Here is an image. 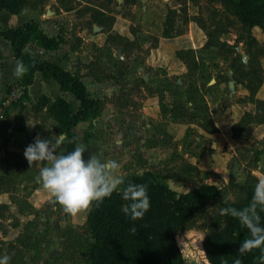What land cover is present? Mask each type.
Here are the masks:
<instances>
[{
  "label": "rangeland",
  "instance_id": "374dc122",
  "mask_svg": "<svg viewBox=\"0 0 264 264\" xmlns=\"http://www.w3.org/2000/svg\"><path fill=\"white\" fill-rule=\"evenodd\" d=\"M133 1L136 6L131 9L127 3ZM170 1L177 4L175 9L170 7ZM190 1L189 7L187 0H49V5L55 10H72L69 15L85 24L86 35L91 36L93 57L84 73L76 72L79 77L88 75L100 80L124 75L122 69L132 60H124L116 55L117 51L129 54L134 61V55H139L143 61L159 62L162 75L168 72L167 65L174 70L170 77L177 87L171 97L160 94V101L167 99L160 104V110L163 116H174L186 127L179 125L175 135L159 127H138L135 120L128 121L123 116L121 101H111L104 95L97 99L96 114L75 129L80 138L78 146L85 148V158L95 154L103 161H117L115 175L123 182L129 175L151 170L160 182L177 192L217 186V198L190 205L193 217L186 225L173 228L183 264H211L202 248L204 236L224 233L227 206L244 202L245 187H255L264 178V168L260 167L264 163V27L241 23L228 0ZM144 4L150 13H144ZM127 12L134 19L122 21L124 28L120 27L118 33H109L112 18ZM191 18L200 29L196 42L204 40L205 47L210 46L207 42L217 46L201 52L199 48H182L167 41L159 45L156 36L161 35L166 20L170 34L178 35L190 29ZM92 24L100 27L99 38L93 35ZM76 38L80 37L73 39ZM1 50L7 54L5 45ZM205 63L207 66L202 67ZM9 68L13 70L12 65ZM212 76L225 83L235 81L236 88L230 82L215 105L203 108L201 102L193 101L189 111L183 85L190 80L204 83ZM137 79L140 83L141 77ZM25 97L28 98L25 85L13 82L0 98V217L3 230L19 219L23 224L15 243L0 240V249L4 250L0 252L10 257L9 264H21L24 256L31 259V264H90L93 239L86 222L90 206L75 214L66 212L37 179L40 168L47 163L30 165L24 156L25 146L37 134L48 138L64 133L57 122L53 128L45 124L47 119H54L49 99L39 96L34 103L21 105ZM11 101L13 119L8 117ZM217 119L227 134L216 128ZM66 142L65 137L55 150L57 154L65 151ZM153 146L158 148L151 151ZM123 187L124 183L118 185L112 193L119 195ZM261 209L264 212V205Z\"/></svg>",
  "mask_w": 264,
  "mask_h": 264
},
{
  "label": "trees",
  "instance_id": "16d2710c",
  "mask_svg": "<svg viewBox=\"0 0 264 264\" xmlns=\"http://www.w3.org/2000/svg\"><path fill=\"white\" fill-rule=\"evenodd\" d=\"M228 1L232 3L241 23L264 27V0ZM28 3L29 0H0V11L7 9L16 13ZM168 23V20L164 23V37L171 36ZM0 36L9 41L14 57L26 68L21 79L24 85L31 84L34 72L39 71L43 77L53 78L61 90L71 92L79 100L75 111L63 98L49 100V111L67 140L63 153L78 147L80 138L75 126L96 114L97 100L89 94L79 75L55 62L32 57L26 51L28 44L55 50L63 42L62 36H48L34 20L16 27L0 28ZM206 45L218 44L207 42ZM129 182L147 185L150 207L142 217L132 218L122 211V205L126 202L122 193H112L101 201H93L86 217L93 239L89 250L90 264H183L173 228L186 225L193 217L189 206L217 198L219 188L205 185L189 192H177L160 182L151 170L127 176L124 186ZM245 188L244 202L227 206L224 212V233L212 232L203 238L204 255L211 264H264V245L251 249L241 247L242 242L253 235L255 223L264 227L261 204L251 207L255 187ZM245 217L253 219L248 221Z\"/></svg>",
  "mask_w": 264,
  "mask_h": 264
},
{
  "label": "crops",
  "instance_id": "0c3cea01",
  "mask_svg": "<svg viewBox=\"0 0 264 264\" xmlns=\"http://www.w3.org/2000/svg\"><path fill=\"white\" fill-rule=\"evenodd\" d=\"M123 3L124 0H122ZM170 7L175 9L177 4L174 1L168 2ZM174 3V4H173ZM131 9H134L136 2L127 3ZM191 1L187 0V5H191ZM143 11L150 13V8L146 4L141 6ZM72 10L65 11L63 9L55 10L49 5V0H29V3L23 6L18 12L12 13L7 9H2L0 11V28H10L16 27L26 21L34 20L38 23L39 27L48 35V36H57L61 35L63 42L55 50H45L35 44H28L26 51L32 56L41 60H48L55 62L62 66L63 68L76 74L77 71L82 70L85 72V66L92 59L93 48L91 44V36L86 35V26L83 23H78V19L75 16L69 15ZM178 11V10H177ZM130 12L127 14L118 13L113 17V23L109 30V33L120 31V27L124 28V23L122 21H130L132 18ZM122 19V20H121ZM129 23V22H128ZM190 29L184 33H179L178 35H171L170 37L163 36V30L161 35H157L159 39V45H162L167 42H172L179 44L182 48H199L197 50L209 51L210 46H204V40L201 43L196 42L195 40L199 34V27L194 23L192 18L189 20ZM93 35L100 37L99 29L96 28L94 24L91 26ZM97 29V30H96ZM122 29V28H121ZM76 38L74 40V37ZM90 44V45H89ZM1 45H5L7 48V54L3 53L1 50ZM100 46V45H98ZM160 49V46L158 47ZM205 48V49H203ZM104 51H109L110 49L103 47ZM118 56H122L124 60H132V64H129L127 68L122 70L125 72L124 75L116 74L115 76L108 77L106 79H94V77H88V75L80 77L81 80L89 83H86L87 91L94 98H102L104 95H107L111 101L118 100L122 102V108L124 110L123 116L127 118L128 121L135 120L138 127H147L155 128L158 130L163 129L169 134H176V128L179 125L186 127L185 123L178 122V119L174 116L166 114L163 116L162 111L160 110V104L165 102L161 100L162 95L164 97H171L174 88L177 87L173 84L171 79V74H173V69L171 66H165L168 71L165 75L161 74L162 65L159 62L152 61L146 62L142 60V57L139 55H134L137 58V61H134L129 54H124L122 52H116ZM161 57L159 53L158 59ZM0 61H1V70H0V98L4 96L6 88L10 85H13V82H21L22 75H15V68L17 63H20L18 59L14 57V53L11 49L9 41L0 36ZM13 66V70L9 66ZM207 66L206 63L202 65ZM87 69V67H86ZM222 73V72H221ZM223 74V73H222ZM138 76L141 77L140 83L138 82ZM183 83L181 80L177 82ZM233 83V88H236L235 81H225L220 79H215L214 76L209 78L207 82H201L199 80H190L183 85L184 90V100L188 110L190 104L193 101L201 102L203 108H209L212 105H215L216 100L225 92L226 85H231ZM96 84V85H94ZM27 97L20 100V104L24 105L28 102H33L37 100L39 96H44L49 100H54L56 98H63L70 103L73 110L75 111L78 108L79 100L69 91H63L60 89L59 84L53 78H45L39 71H35L33 74V80L31 84L25 85ZM145 88H149L146 91ZM234 91V90H233ZM232 91V92H233ZM239 92V90H237ZM193 94H191V93ZM230 94V93H229ZM259 98H261L259 96ZM110 101V100H109ZM12 102V101H11ZM27 109V108H25ZM10 115L9 119H13V102L11 106L8 107ZM11 111V112H10ZM234 114V112L232 113ZM112 116V115H111ZM157 119V120H156ZM164 121V122H163ZM85 121L79 122L75 129ZM48 128H53L56 125V121L52 118L47 119L45 122ZM214 124L221 133H225V128L222 127L219 120H214ZM160 125V126H158ZM183 129V128H182ZM76 132V130H75ZM77 133V132H76ZM227 134V133H225ZM78 135V134H77ZM175 141V139H174ZM156 146L151 148V151L155 150ZM38 164L50 163L48 161H37ZM13 212L15 206L13 205ZM19 217L20 215L17 214ZM3 219L0 217V240L8 241L11 240L12 243H15V239L23 231L22 220L19 219L17 222L12 225H2ZM0 251H4L0 249ZM0 255H3L0 252ZM31 259L28 256L23 257L21 264H31Z\"/></svg>",
  "mask_w": 264,
  "mask_h": 264
},
{
  "label": "clouds",
  "instance_id": "9594fccd",
  "mask_svg": "<svg viewBox=\"0 0 264 264\" xmlns=\"http://www.w3.org/2000/svg\"><path fill=\"white\" fill-rule=\"evenodd\" d=\"M26 71L22 63H17L14 70L16 76ZM65 140L62 133L55 137L41 138L39 134L32 142L25 146L24 156L29 164L37 161H48L40 168L37 179L42 186L55 198L64 210L75 214L87 208L93 201H101L110 196L123 179L115 175L119 164L115 160L103 161L95 154L84 156L85 148L75 147L66 153H56V149ZM264 168V163L260 164ZM124 200L122 211L132 218H139L150 207V197L146 184L129 182L122 188ZM252 208L256 204L264 205V178L257 181L252 197ZM252 217H245L251 221ZM259 219L258 216L255 217ZM264 245V227L254 224L251 238L242 242L241 247L251 249ZM8 255H0V264H9Z\"/></svg>",
  "mask_w": 264,
  "mask_h": 264
},
{
  "label": "built area",
  "instance_id": "2783aa9c",
  "mask_svg": "<svg viewBox=\"0 0 264 264\" xmlns=\"http://www.w3.org/2000/svg\"><path fill=\"white\" fill-rule=\"evenodd\" d=\"M0 70H1V61H0ZM11 94L13 95V91L11 92ZM9 96V99H12L13 96ZM5 103V102H4Z\"/></svg>",
  "mask_w": 264,
  "mask_h": 264
},
{
  "label": "water",
  "instance_id": "95a60500",
  "mask_svg": "<svg viewBox=\"0 0 264 264\" xmlns=\"http://www.w3.org/2000/svg\"><path fill=\"white\" fill-rule=\"evenodd\" d=\"M85 84L87 83V82H85V81H83ZM87 84H89V83H87ZM94 85H96V84H94ZM169 188H171L172 190H175V191H177L176 189H173L171 186H169Z\"/></svg>",
  "mask_w": 264,
  "mask_h": 264
}]
</instances>
